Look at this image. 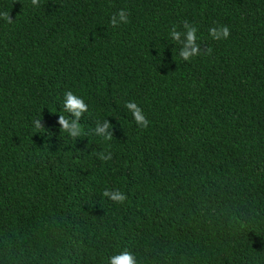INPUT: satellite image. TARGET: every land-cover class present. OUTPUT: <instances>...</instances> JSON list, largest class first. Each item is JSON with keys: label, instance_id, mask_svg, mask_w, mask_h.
Masks as SVG:
<instances>
[{"label": "trees", "instance_id": "trees-1", "mask_svg": "<svg viewBox=\"0 0 264 264\" xmlns=\"http://www.w3.org/2000/svg\"><path fill=\"white\" fill-rule=\"evenodd\" d=\"M186 23L190 60L170 36ZM66 91L88 105L78 137L58 123ZM106 120L110 139L95 132ZM124 250L138 264H264V0H0V264Z\"/></svg>", "mask_w": 264, "mask_h": 264}, {"label": "clouds", "instance_id": "clouds-1", "mask_svg": "<svg viewBox=\"0 0 264 264\" xmlns=\"http://www.w3.org/2000/svg\"><path fill=\"white\" fill-rule=\"evenodd\" d=\"M35 2L36 0H33V3ZM110 23L112 24L113 27H116L121 23L127 24L128 15L126 14L125 10L121 9L118 13L113 15L110 19ZM183 28H184L183 32L177 31L175 28H173V30L170 33V36L175 38L176 41H179L182 35L185 37L184 40L185 46L183 49L180 50L179 55L182 59L190 60L191 57L194 56L193 53H195V55L199 53L196 47H193L191 52L188 50L187 47L188 45L193 44V41L195 39H198L196 35L197 28L187 23L184 24ZM209 34L212 36L213 39H227L230 35V32L227 26H222L220 28L209 29ZM138 105L139 104L136 101H129L125 103L124 107L131 113L138 127H147L149 122ZM63 109L69 114L71 119L65 118L62 115L59 116L58 123L61 127V130L68 132V134L71 135L72 137L80 136L82 134V130L79 121L82 114L88 110V105L85 103L82 97L74 94L72 91H66L63 97ZM34 123L36 127H41L40 120H37ZM108 128L109 125L106 120L104 126L103 127L97 126L95 132L97 135L103 136L105 139H110L111 134L107 132ZM101 158L108 159L110 158V156L108 157L102 156ZM93 166H94L93 163H89L86 160L84 166L85 176L89 179L99 181V178L96 177L95 179H93L92 175H90ZM41 174H43L45 180L54 176L56 173L53 169L46 167L44 168ZM103 195L116 202H123L125 199L124 194L119 192L118 190H113V191L106 190L103 193ZM107 264H138V260L133 252L124 250L108 256Z\"/></svg>", "mask_w": 264, "mask_h": 264}]
</instances>
